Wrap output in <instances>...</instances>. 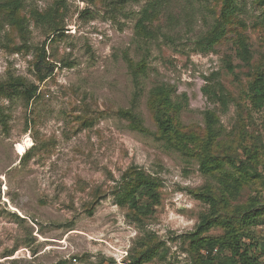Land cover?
<instances>
[{
  "label": "rangeland",
  "instance_id": "374dc122",
  "mask_svg": "<svg viewBox=\"0 0 264 264\" xmlns=\"http://www.w3.org/2000/svg\"><path fill=\"white\" fill-rule=\"evenodd\" d=\"M18 1L24 38L0 9V82L20 77L38 91L29 102L0 96V264H109L119 253L129 256L157 242L165 257L145 264H190L181 237L209 208L194 192L218 184L201 173L197 158L155 137L148 92L171 87L182 106L178 123L198 135L204 113L212 111L220 155L245 159V151L255 149L262 160L264 109L253 110L246 98L251 78L237 58L235 31L248 41L253 71L264 69V2L235 0L234 25L205 50L201 39L219 19L223 0H161L151 40L135 34L139 12L151 0ZM35 12H50L52 22L37 20ZM42 49L54 69L39 82L33 65ZM227 58L236 66L233 74ZM127 60L145 62L138 85ZM204 88L223 95L226 105ZM132 105L148 133L130 129L117 114ZM131 167L160 183V205L142 223L116 198ZM258 170L264 178L261 164ZM263 196L260 183L249 184L230 208ZM222 233L212 228L206 235ZM252 234L264 243V224Z\"/></svg>",
  "mask_w": 264,
  "mask_h": 264
},
{
  "label": "trees",
  "instance_id": "16d2710c",
  "mask_svg": "<svg viewBox=\"0 0 264 264\" xmlns=\"http://www.w3.org/2000/svg\"><path fill=\"white\" fill-rule=\"evenodd\" d=\"M264 2V0H262ZM162 1L151 0L139 12L135 23V34L142 40L154 39L153 23L162 12ZM0 9L24 38L26 21L17 14L20 9L18 0H8L0 4ZM235 0H223L219 19L204 35L200 44L205 50L214 48L227 34V28L236 14ZM37 20L52 22L50 12L46 14L33 13ZM243 27L241 22L237 23ZM57 22H54L52 32H58ZM236 55L242 66L246 68L250 81L246 88V98L255 111L264 109V69L253 71L252 56L246 37L235 31ZM26 39V38H25ZM133 81L138 85V78L144 75L146 65L144 61L133 64L127 60ZM233 66L229 58L225 60V68L233 74ZM39 82L53 74V65L45 62V51L42 49L33 65ZM38 88L20 77H9L0 82V96L6 99L22 98L26 102L34 99ZM209 98L217 99L222 106L226 105L223 95L217 96L209 88L203 89ZM134 98H137L135 94ZM147 107L150 117L156 126L155 137L163 141L169 148L181 154L197 158L202 174L216 178L217 189L204 187L194 192V196L208 204V212L200 215L195 229L184 235L183 243H187L186 253L190 264H264V243H258L252 234V228L264 224V196L262 201L257 197H250L247 203L230 208V203L237 200L245 186L260 183L264 188V178L258 170L261 164L264 170V158L259 160L255 149L245 151V159L234 154L220 155L217 153V141L220 138L218 119L212 111L204 113L205 128L201 135L184 130L178 123V116L182 110L180 102L173 98V89L165 84L154 86L148 92ZM128 122L130 129L141 133H148L143 126L141 116L132 105L128 109H121L117 113ZM260 163H259V162ZM160 183L157 179L147 175L137 167H131L123 174L116 191L117 202L132 213L136 223L151 217L161 202ZM91 214V211L89 212ZM212 228H219L223 233L219 236H207ZM163 243H146L140 251L128 256L130 264H145L155 258L163 259L165 251L159 253ZM201 251H204L202 253ZM112 260L109 261V264Z\"/></svg>",
  "mask_w": 264,
  "mask_h": 264
},
{
  "label": "built area",
  "instance_id": "2783aa9c",
  "mask_svg": "<svg viewBox=\"0 0 264 264\" xmlns=\"http://www.w3.org/2000/svg\"><path fill=\"white\" fill-rule=\"evenodd\" d=\"M128 254L127 252L119 253L112 257V263L110 264H130L128 261Z\"/></svg>",
  "mask_w": 264,
  "mask_h": 264
}]
</instances>
